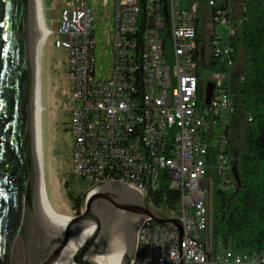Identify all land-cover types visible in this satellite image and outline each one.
I'll list each match as a JSON object with an SVG mask.
<instances>
[{"label":"built area","instance_id":"built-area-1","mask_svg":"<svg viewBox=\"0 0 264 264\" xmlns=\"http://www.w3.org/2000/svg\"><path fill=\"white\" fill-rule=\"evenodd\" d=\"M218 1L114 0L106 78L95 73L86 0H65L59 27H48L47 40L65 52L72 173L88 187L106 179L131 184L157 214L180 223L181 231L145 218L131 264H264V249L238 252L213 232L214 187L230 186V40L240 23L234 0L214 9ZM215 23L227 29L223 43ZM204 78L213 83L207 103ZM213 152L216 164L209 167ZM209 169L215 178L206 174ZM159 186L178 190L173 208L150 201Z\"/></svg>","mask_w":264,"mask_h":264},{"label":"water","instance_id":"water-1","mask_svg":"<svg viewBox=\"0 0 264 264\" xmlns=\"http://www.w3.org/2000/svg\"><path fill=\"white\" fill-rule=\"evenodd\" d=\"M41 33L39 0H0V264H131L145 218L181 231L131 184L106 179L90 185L80 213L62 222L56 238L39 219ZM212 89L207 81L206 103ZM74 231H82L80 244L66 250Z\"/></svg>","mask_w":264,"mask_h":264},{"label":"trees","instance_id":"trees-1","mask_svg":"<svg viewBox=\"0 0 264 264\" xmlns=\"http://www.w3.org/2000/svg\"><path fill=\"white\" fill-rule=\"evenodd\" d=\"M248 4L250 11L243 10L230 40L235 68L231 91L239 98L242 117L240 146L233 149L234 180L227 189L214 187L212 208L214 235L225 244L253 253L264 249V0H248ZM217 7L225 8L226 1L219 0L214 9ZM138 73L134 79L139 85ZM226 133L230 135L229 124ZM64 184L66 187L67 182ZM66 196L70 209L80 213L82 195L66 190ZM178 196L177 189L159 186L149 199L155 206L173 208Z\"/></svg>","mask_w":264,"mask_h":264},{"label":"rangeland","instance_id":"rangeland-1","mask_svg":"<svg viewBox=\"0 0 264 264\" xmlns=\"http://www.w3.org/2000/svg\"><path fill=\"white\" fill-rule=\"evenodd\" d=\"M64 2L65 0H42L47 27L53 31L59 27V12ZM86 3L87 7L91 9L95 73L99 78H106L112 68V46L107 44V36L112 32L110 27L113 25L114 0H86ZM233 9L238 19L237 24L241 22L243 9L247 12L250 11L248 3L244 6L238 0H234ZM209 24L203 25V36H206L205 28ZM214 25V33L221 36L219 42L223 43L227 39V29L219 23ZM207 72L214 73L216 71L209 69ZM232 72H235L234 67ZM207 80L208 78H204L205 82ZM67 85L65 52L60 48H55L49 38L44 46L41 61V103L44 107L41 117V132L45 190L54 211L64 216H72L75 213L70 209L66 190L82 195L88 187V182L74 175L69 164L71 136L68 128L70 113L67 107L71 103ZM232 94L235 111L229 121L230 145H228L229 167L227 172V174L230 173L227 177L231 182L234 180L233 149H238L240 146V122L242 121L239 112V98L235 92ZM215 164L216 159L213 152L208 166L213 167ZM206 174L215 178L213 169H209ZM65 182H67L66 187ZM225 245L238 252L246 251L231 246L229 242H226Z\"/></svg>","mask_w":264,"mask_h":264},{"label":"bare ground","instance_id":"bare-ground-1","mask_svg":"<svg viewBox=\"0 0 264 264\" xmlns=\"http://www.w3.org/2000/svg\"><path fill=\"white\" fill-rule=\"evenodd\" d=\"M39 8L41 15V41H40V57H39V107H38V138H39V172H38V184L36 194V210L39 215V219L42 223L44 230L56 238V234L59 230V226L62 225L68 216L58 215L50 206L46 194V187L44 181V169H43V153H42V132H41V117H42V103H41V61L43 56V49L47 41L48 27L44 17L43 3L39 0ZM82 231H74L71 233L68 241L66 250H73L80 244V237Z\"/></svg>","mask_w":264,"mask_h":264},{"label":"flooded vegetation","instance_id":"flooded-vegetation-1","mask_svg":"<svg viewBox=\"0 0 264 264\" xmlns=\"http://www.w3.org/2000/svg\"><path fill=\"white\" fill-rule=\"evenodd\" d=\"M119 184V183H118ZM125 187V186H124Z\"/></svg>","mask_w":264,"mask_h":264},{"label":"crops","instance_id":"crops-1","mask_svg":"<svg viewBox=\"0 0 264 264\" xmlns=\"http://www.w3.org/2000/svg\"><path fill=\"white\" fill-rule=\"evenodd\" d=\"M233 93V92H232Z\"/></svg>","mask_w":264,"mask_h":264}]
</instances>
